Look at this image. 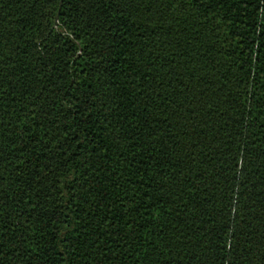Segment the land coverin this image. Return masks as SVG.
<instances>
[{
  "label": "trees",
  "instance_id": "1",
  "mask_svg": "<svg viewBox=\"0 0 264 264\" xmlns=\"http://www.w3.org/2000/svg\"><path fill=\"white\" fill-rule=\"evenodd\" d=\"M0 264H264V0H0Z\"/></svg>",
  "mask_w": 264,
  "mask_h": 264
}]
</instances>
